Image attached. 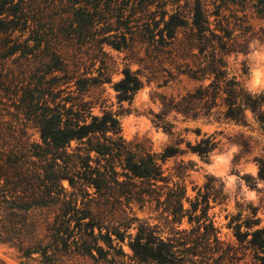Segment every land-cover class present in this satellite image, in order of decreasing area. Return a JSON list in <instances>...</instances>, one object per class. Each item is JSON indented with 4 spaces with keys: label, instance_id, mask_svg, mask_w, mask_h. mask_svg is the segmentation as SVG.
Instances as JSON below:
<instances>
[{
    "label": "trees",
    "instance_id": "16d2710c",
    "mask_svg": "<svg viewBox=\"0 0 264 264\" xmlns=\"http://www.w3.org/2000/svg\"><path fill=\"white\" fill-rule=\"evenodd\" d=\"M167 5L162 0H0V242L15 244L22 259L38 257V264H125L124 257L128 264H244L251 252V264H264V229L241 233L237 226L236 240L225 244L211 224L203 223L207 207L200 216L184 212L183 188L168 189L169 178L156 164L179 156L175 145L158 156L144 142L107 135L119 131L111 114L87 123L99 104L90 93L111 83L102 45L138 53L123 32L133 22L135 30L128 34L151 43L144 51L152 65H168L191 81L214 76L208 88H197L179 103L163 98L164 112L157 119L172 108L185 114L212 111L221 93L227 94V118L240 119L243 104L259 110L261 101L241 98L236 82L227 81L223 57L244 50L248 35L256 33L254 22L264 31V0H193L188 17L177 4L171 10ZM181 32L186 44H174ZM128 69L113 86L118 101L130 99L141 86L138 71ZM259 119L264 121V113ZM29 128L37 141L27 135ZM209 150L208 141L192 149L201 155ZM176 170L183 177V165ZM205 187L193 212L209 196H219L211 183ZM132 205L152 207L172 236L160 240V229L145 222L129 238L127 229L138 222L125 211ZM185 215L195 227L175 231L172 225ZM259 223L249 220L246 226Z\"/></svg>",
    "mask_w": 264,
    "mask_h": 264
},
{
    "label": "clouds",
    "instance_id": "9594fccd",
    "mask_svg": "<svg viewBox=\"0 0 264 264\" xmlns=\"http://www.w3.org/2000/svg\"><path fill=\"white\" fill-rule=\"evenodd\" d=\"M254 31L257 34L250 36L243 51H235L223 57V70L227 81L236 82V91L241 94V98L261 101L258 111L243 104L240 119L227 118L225 114L228 106L224 103L227 94L221 93L217 107L212 111L200 108L192 114H185L172 108L163 116V120L157 119L164 112V104L157 93L179 103L185 95L197 88H208L214 76L195 81L178 91H164L146 76L141 77V86L130 99L118 101L120 93L113 86L124 78V65L121 63L118 73L114 74L112 82L105 88L103 105L93 107L87 121L91 123L93 117L102 119L106 113L111 114L117 121L119 131L107 135L128 143L147 141L150 153L158 156L175 145L179 153L178 160H156L162 175L169 178L167 188H183L180 203L185 213L200 216L201 211L207 207L203 223L211 224L216 237L225 244L236 240L237 226L241 233L264 229V178L259 175L260 161H264V121L259 119L260 114L264 113V100L260 99L264 97V31L259 28ZM138 68V65H132L128 71L135 73ZM165 125L170 130L165 131ZM203 141H208L209 151L203 155L192 151ZM71 143L74 147L75 142ZM177 164L184 166L183 177L176 175ZM209 183L219 196H209L207 203H200L193 212V204L202 201L207 191L205 186ZM125 211L138 221L127 229L129 238H135L140 223L145 222L148 227L160 229L157 232L160 240L167 241L172 236V230L157 218L158 213L152 207L132 205ZM249 220L260 223L250 228L246 226ZM172 227L177 232L190 231L195 224L189 223L188 215H185ZM123 247L127 256H131L132 250L126 245ZM124 260L128 264L127 257ZM251 260L252 253L248 252L244 264H251ZM38 261V257H33L32 264H38ZM0 264H23L15 244L0 242Z\"/></svg>",
    "mask_w": 264,
    "mask_h": 264
},
{
    "label": "rangeland",
    "instance_id": "374dc122",
    "mask_svg": "<svg viewBox=\"0 0 264 264\" xmlns=\"http://www.w3.org/2000/svg\"><path fill=\"white\" fill-rule=\"evenodd\" d=\"M193 2V0H162V3H166L167 5V9L171 10L175 7V5L173 4H177L178 6H180V10L184 12L185 16L188 17L187 13L191 7V3ZM209 13H211L213 11L212 7L208 8ZM158 14V12H157ZM214 17H211V20L213 21ZM159 20V16L156 17V21ZM141 24V23H139ZM254 24L256 25L255 29L258 28L259 26H257L258 22H254ZM136 24L133 22L130 24L131 30L132 32H134ZM134 28V29H133ZM130 31H127L126 29H123V32L125 33V37H126V43L130 44V39L133 41L132 44H136L134 45V47L138 50L139 52L135 53L132 51H116L114 49H112L111 47L107 46V45H102L103 46V50L105 51V53L107 54L105 61H106V65L108 68V73L107 76L110 78L111 82H112V78L114 76V74L118 73V69H119V65L122 63L124 65V68H130L132 65H138V73L140 78L141 77H147L149 81H154L157 86L164 90L167 91L169 89L172 90H180L183 89L186 85H191L193 82L195 81H191L189 80L187 77L185 76H177L176 72H174V69H170V67L168 65L161 66L159 64L156 65H152L149 60L150 58H148V55H145V49L147 44H151L147 42V39H142L141 37H135L133 35V38L128 34L130 33ZM255 32V31H254ZM257 33H254L252 35H256ZM251 35H248V39L250 38ZM156 39H158V37L156 36ZM119 42H121V40L117 39ZM174 44H186V37L184 35L183 32H181L178 37H177V41L173 42ZM159 44V43H158ZM93 44H87L85 46L88 47H93ZM181 53H178V56H180ZM182 57H184L185 55H181ZM162 57H165L164 55ZM161 57V58H162ZM99 60V59H98ZM100 62L98 61L97 63H95V66L93 67V71L92 74L95 76L96 75V69L100 67ZM153 66V67H152ZM174 78V79H172ZM108 84H104L100 90L97 91H93L90 94L92 95V98L97 99L98 98V102L99 104L102 102L103 100V94L105 91V88ZM102 90L101 95L99 92ZM156 95L159 96L160 101L162 102L163 98L168 100L169 98H166V96L164 95H160L159 93H157ZM27 135H31V140L33 141H37L38 140V134L35 132L34 129L29 128L27 130ZM135 141H133L134 143ZM144 143H146L147 146L148 142L147 141H142ZM245 150H247V145L245 142ZM170 159H179V156L177 157H173ZM179 164H177L178 166ZM176 166V168H177ZM184 167V166H183ZM176 175L180 176L176 170ZM247 178V177H246ZM23 264H32L31 261H26L24 259H22Z\"/></svg>",
    "mask_w": 264,
    "mask_h": 264
}]
</instances>
